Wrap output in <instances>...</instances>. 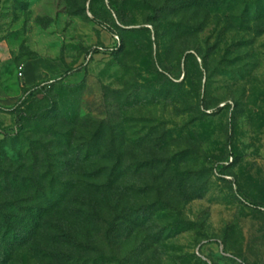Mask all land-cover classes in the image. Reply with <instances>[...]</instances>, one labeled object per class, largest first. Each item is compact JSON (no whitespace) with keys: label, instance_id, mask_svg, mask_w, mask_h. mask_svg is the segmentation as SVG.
Masks as SVG:
<instances>
[{"label":"rangeland","instance_id":"obj_1","mask_svg":"<svg viewBox=\"0 0 264 264\" xmlns=\"http://www.w3.org/2000/svg\"><path fill=\"white\" fill-rule=\"evenodd\" d=\"M0 264H264V0H0Z\"/></svg>","mask_w":264,"mask_h":264},{"label":"trees","instance_id":"obj_2","mask_svg":"<svg viewBox=\"0 0 264 264\" xmlns=\"http://www.w3.org/2000/svg\"><path fill=\"white\" fill-rule=\"evenodd\" d=\"M83 68V66L79 67V68H76V69H72V70H68L67 71V74H65L64 77H66L67 75L69 74H73V73H76V72H79L81 69ZM41 87L43 84H40ZM228 147L230 148V154L231 155H234V145H233V134H232V125L229 126V132H228ZM17 239V238H16ZM15 239V240H16ZM17 243H22L23 241L21 240V242H18V240H16ZM22 245V244H20Z\"/></svg>","mask_w":264,"mask_h":264}]
</instances>
